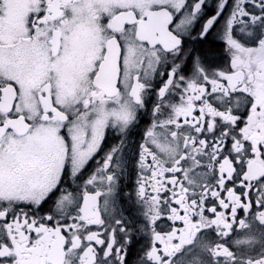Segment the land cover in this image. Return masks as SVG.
Segmentation results:
<instances>
[{
	"label": "snow or ice",
	"instance_id": "1",
	"mask_svg": "<svg viewBox=\"0 0 264 264\" xmlns=\"http://www.w3.org/2000/svg\"><path fill=\"white\" fill-rule=\"evenodd\" d=\"M0 264H264V0H0Z\"/></svg>",
	"mask_w": 264,
	"mask_h": 264
}]
</instances>
